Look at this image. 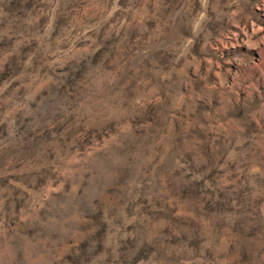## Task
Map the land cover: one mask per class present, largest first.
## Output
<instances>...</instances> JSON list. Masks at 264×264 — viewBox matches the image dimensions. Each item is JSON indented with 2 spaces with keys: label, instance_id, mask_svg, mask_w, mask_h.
Returning <instances> with one entry per match:
<instances>
[{
  "label": "rangeland",
  "instance_id": "rangeland-1",
  "mask_svg": "<svg viewBox=\"0 0 264 264\" xmlns=\"http://www.w3.org/2000/svg\"><path fill=\"white\" fill-rule=\"evenodd\" d=\"M0 264H264V0H0Z\"/></svg>",
  "mask_w": 264,
  "mask_h": 264
}]
</instances>
